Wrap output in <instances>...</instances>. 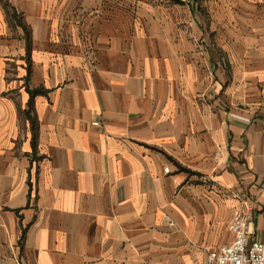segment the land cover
Segmentation results:
<instances>
[{
	"label": "crops",
	"instance_id": "crops-1",
	"mask_svg": "<svg viewBox=\"0 0 264 264\" xmlns=\"http://www.w3.org/2000/svg\"><path fill=\"white\" fill-rule=\"evenodd\" d=\"M200 2L0 0V264H201L234 192L260 236L264 0Z\"/></svg>",
	"mask_w": 264,
	"mask_h": 264
},
{
	"label": "built area",
	"instance_id": "built-area-1",
	"mask_svg": "<svg viewBox=\"0 0 264 264\" xmlns=\"http://www.w3.org/2000/svg\"><path fill=\"white\" fill-rule=\"evenodd\" d=\"M92 125L98 126V123L94 122ZM163 173L169 175L167 169ZM173 183L176 184V181L173 180ZM230 199L234 203L227 225L231 240L228 244L209 251L201 264H264V221L260 236L251 239L252 203L240 192L231 193Z\"/></svg>",
	"mask_w": 264,
	"mask_h": 264
},
{
	"label": "trees",
	"instance_id": "trees-1",
	"mask_svg": "<svg viewBox=\"0 0 264 264\" xmlns=\"http://www.w3.org/2000/svg\"><path fill=\"white\" fill-rule=\"evenodd\" d=\"M10 17L12 18V19H14L15 20V23L17 24V25H19L20 27H22V29H23V32H24V38H25V41H26V49L28 50V47H29V42H28V32H27V30L25 29V27L22 25V23H21V21H20V19H18L17 18V16L15 15V12L14 11H12V13L10 14ZM26 91H27V93L29 94V96H30V99H29V101H28V108L31 106V96L34 94L32 91H29L27 88H26ZM37 92H39V91H37ZM36 92V93H37Z\"/></svg>",
	"mask_w": 264,
	"mask_h": 264
},
{
	"label": "rangeland",
	"instance_id": "rangeland-1",
	"mask_svg": "<svg viewBox=\"0 0 264 264\" xmlns=\"http://www.w3.org/2000/svg\"><path fill=\"white\" fill-rule=\"evenodd\" d=\"M194 3L197 4V7L199 8V14H201V16L203 17L204 20L208 19V16L206 18V13H205V10H202V3L200 2V0H193Z\"/></svg>",
	"mask_w": 264,
	"mask_h": 264
}]
</instances>
